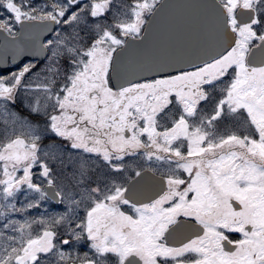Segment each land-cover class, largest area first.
<instances>
[{
    "label": "snow or ice",
    "instance_id": "snow-or-ice-1",
    "mask_svg": "<svg viewBox=\"0 0 264 264\" xmlns=\"http://www.w3.org/2000/svg\"><path fill=\"white\" fill-rule=\"evenodd\" d=\"M0 264H264V0H0Z\"/></svg>",
    "mask_w": 264,
    "mask_h": 264
},
{
    "label": "water",
    "instance_id": "water-1",
    "mask_svg": "<svg viewBox=\"0 0 264 264\" xmlns=\"http://www.w3.org/2000/svg\"><path fill=\"white\" fill-rule=\"evenodd\" d=\"M0 55H3V51L2 50H0Z\"/></svg>",
    "mask_w": 264,
    "mask_h": 264
}]
</instances>
